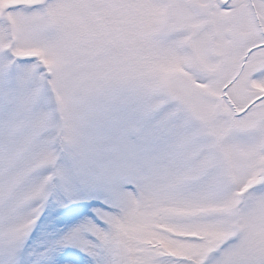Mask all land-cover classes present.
Instances as JSON below:
<instances>
[{
	"label": "snow or ice",
	"instance_id": "obj_1",
	"mask_svg": "<svg viewBox=\"0 0 264 264\" xmlns=\"http://www.w3.org/2000/svg\"><path fill=\"white\" fill-rule=\"evenodd\" d=\"M0 264H264V0H0Z\"/></svg>",
	"mask_w": 264,
	"mask_h": 264
}]
</instances>
